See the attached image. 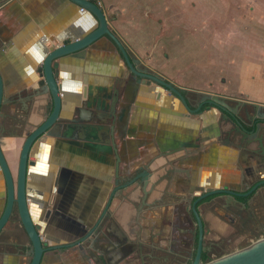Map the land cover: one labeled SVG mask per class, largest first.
Wrapping results in <instances>:
<instances>
[{"label":"crops","instance_id":"1","mask_svg":"<svg viewBox=\"0 0 264 264\" xmlns=\"http://www.w3.org/2000/svg\"><path fill=\"white\" fill-rule=\"evenodd\" d=\"M174 3L105 0L104 12L137 66L179 87L191 110L162 87L137 82L109 36L53 62L64 95L61 124L57 135L35 144L29 158V189L41 207L38 220L42 221L46 205L54 209L50 220L42 222L47 249L41 264H108L99 259L105 253L122 260L119 264H187L189 252L184 249L192 246L189 240L197 227L192 207L199 196L208 190L244 193L264 181V124L261 135L247 126L248 139L223 135L220 111L200 107L201 97L193 96L208 92L179 83L174 75L176 57L166 58L163 52L169 40L154 37L140 18L170 13L165 10L174 9ZM97 27L96 18L70 0H0L5 98L0 144L14 178L26 137L45 121L51 103L50 94L40 91L39 85L51 40L69 43ZM79 119L106 129L60 134L63 126ZM114 124L112 137L109 128ZM145 168L150 173L148 195L140 181L118 190ZM227 198L214 197L211 206L198 203L208 239L216 234V239H226L231 233L226 216L237 214L228 210L234 200ZM6 200L0 169V216ZM251 200L264 203V185ZM98 222L99 231L97 227L76 243ZM31 255L30 238L16 214L0 233V264H30Z\"/></svg>","mask_w":264,"mask_h":264},{"label":"water","instance_id":"2","mask_svg":"<svg viewBox=\"0 0 264 264\" xmlns=\"http://www.w3.org/2000/svg\"><path fill=\"white\" fill-rule=\"evenodd\" d=\"M75 3L79 8H84L88 11L92 16H94L98 22V27L91 34L83 39H77L71 42H67L66 39H52V45L48 47V54L43 60V81L40 82V91H44L50 94L51 103L48 108V113L46 114L45 121L35 128L32 133L26 137V140L22 146L19 166L17 171V176L14 178L10 166L8 164L7 159L4 156V153L0 144V169L3 173L6 183V192H7V200L4 211L0 216V233L5 229L9 221L16 214L19 217V220L30 238L32 244V255L30 259V264H41L43 256L46 252V247L43 242L44 240V231L43 228L45 226L44 223L48 222L53 215L54 209L45 206L44 212L41 220L39 221V212L40 203H37V200L31 196V190L29 189L28 177H29V158L31 151L33 150L35 144L46 137L54 136L57 134L56 130L60 127L61 124V112L63 107V93L61 90V86L58 84V81L55 77L53 70V62L61 58L63 56L73 54L79 52L89 45L93 44L95 41L100 39L103 36H109L117 45L119 50L124 57L125 63L128 66L129 71H131L132 75L135 77L137 82L143 83L146 85L147 83H154L163 89L167 90L171 94L180 98V100L190 109L189 101L184 96L183 92L179 87L167 81L161 74L151 71L145 67H138L137 61L130 56L128 52V48L120 39L111 31L108 23V19L103 9L99 8L97 5L88 0H70ZM66 42H65V41ZM61 43V44H60ZM231 99L229 97L220 95V94H203L200 107L204 105L214 106L223 112L222 118L225 121L230 120V118L234 119L235 122L231 119V123L234 125L233 130L235 135L243 136L245 139H248L247 136H250L249 133L243 131L244 125H246L244 118L242 117L238 107H232L229 103ZM5 98L3 94V79L0 74V116H1V108L4 104ZM238 105L250 106L252 107V111L248 108L245 110L247 117L252 121L251 124L263 122L264 123V104L258 102H250L237 100ZM113 113V109H112ZM63 125V124H62ZM95 129V130H103L106 129L104 127H96V126H88L84 124L82 119L75 120L70 124H66L63 126L64 132L60 133L64 136H75L76 132H83L86 129ZM116 127L115 124L109 128L110 136L114 137V131ZM69 132V134H67ZM256 132V131H255ZM255 134V133H254ZM231 137L230 135H228ZM241 139L240 142H242ZM119 154L117 157L118 164L117 169H119ZM143 170L135 177L130 179L125 184L119 186L118 190H122L124 188H128L132 184L137 181H140L139 184L142 186V190L146 195H148L151 191L148 188L149 182V171ZM116 178L119 179V173H117ZM264 185V181L256 184L253 188H250L247 192L238 193L233 190H208L203 195H200L199 198L195 201L192 207V211L194 217L197 222V227L199 230V245L198 251L195 256L194 261L191 264H264V237L259 238L251 242L248 246L237 249L231 253L225 254L213 260L203 262L202 261V247H203V236H204V223L200 216V210L197 207V204L205 199H211L212 197L217 196H225L228 199H232L236 201L238 197H248L260 187ZM115 194V193H114ZM114 195L112 196V198ZM36 200V201H35ZM51 205L54 204L55 198L52 199ZM41 215V214H40ZM105 216V215H104ZM103 217H101L102 219ZM101 221V220H100ZM44 222V223H42ZM101 222L97 223V226H94L90 231L87 232L80 240H77L76 243H81L85 240L88 235H92L95 233V230L98 227L99 231L101 227L99 226ZM108 235V233H107ZM101 239H107L106 237H102ZM100 260L106 259L108 264H119V259H116L113 255L108 254L104 255V258L99 257Z\"/></svg>","mask_w":264,"mask_h":264},{"label":"rangeland","instance_id":"3","mask_svg":"<svg viewBox=\"0 0 264 264\" xmlns=\"http://www.w3.org/2000/svg\"><path fill=\"white\" fill-rule=\"evenodd\" d=\"M165 11L140 18L169 40L180 84L264 104V0H175Z\"/></svg>","mask_w":264,"mask_h":264},{"label":"flooded vegetation","instance_id":"4","mask_svg":"<svg viewBox=\"0 0 264 264\" xmlns=\"http://www.w3.org/2000/svg\"><path fill=\"white\" fill-rule=\"evenodd\" d=\"M193 96L202 98V95L196 94L195 92H193ZM230 99H231L229 101L230 105L232 107H238L242 117L245 120L246 125H244V128H242L243 131L245 130L248 131L247 126H251L254 128L253 134L255 133V134L261 135L262 130H263L262 125L264 123L259 122L257 123L258 126L255 125L256 123L251 124L252 121L247 117L245 113V110L247 108L250 111H252V107H250L249 105L248 106L238 105L237 99H233V98H230ZM200 104L201 103H199V106H201ZM204 107L211 109V107H214V106H208V105L202 106V108ZM219 111L221 113L219 122H220V128H221L222 134L227 135V136L235 135V132L232 131L234 125L230 122L232 118H230V120L228 121L223 120L222 118L223 112L221 110ZM232 120L235 122L234 119ZM252 195L248 197H244V196L240 197L244 199L243 201H240L238 198H236V201L234 200V202H230L228 204L227 206L228 210L234 211L237 214V217H229V216L227 217L226 216L227 220L229 221L227 222L230 224V227H231L230 229L231 233L229 237H227L226 239L225 238L216 239L217 234L215 235V238L208 239L206 237L207 236L206 224L203 221L205 230H204V236H203L202 261L204 263L207 261L213 260L215 258H218L220 256H223L225 254L231 253L237 250V248L240 249L245 246H248L249 244H251L252 241L264 237V203L260 201L257 204H253V201L251 200ZM213 198L214 197H212L209 200L205 199L202 201H205L204 203L207 206H211L212 205L211 203L213 202L212 201ZM197 207L199 208V204L197 205ZM195 223L197 225L196 219H195ZM236 240L239 242L238 244H240L237 247L235 246ZM189 243L190 244L192 243V246L191 247L186 246V248L184 249L189 252L188 253L189 259H188L187 264H191L194 261L195 256L198 251V245H199L198 227H196L195 231H193V235H192V238L189 240Z\"/></svg>","mask_w":264,"mask_h":264},{"label":"built area","instance_id":"5","mask_svg":"<svg viewBox=\"0 0 264 264\" xmlns=\"http://www.w3.org/2000/svg\"><path fill=\"white\" fill-rule=\"evenodd\" d=\"M88 1H91L92 3L97 5L99 8L104 10V2H103V0H88ZM80 10H81V12L86 11L84 8H81Z\"/></svg>","mask_w":264,"mask_h":264}]
</instances>
